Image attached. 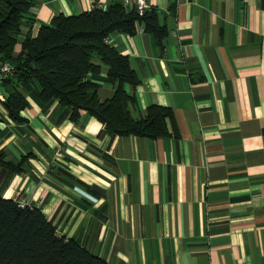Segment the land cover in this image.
Instances as JSON below:
<instances>
[{
	"label": "crops",
	"instance_id": "0c3cea01",
	"mask_svg": "<svg viewBox=\"0 0 264 264\" xmlns=\"http://www.w3.org/2000/svg\"><path fill=\"white\" fill-rule=\"evenodd\" d=\"M115 1L35 0L19 39ZM145 1L166 26L163 46L147 31L108 43L140 78L126 86L132 114L167 106L176 135L169 120L160 138L108 134L30 96L14 122L0 87V151L21 168L0 165V196L25 198L108 264H264V0ZM113 91L100 79V99Z\"/></svg>",
	"mask_w": 264,
	"mask_h": 264
},
{
	"label": "trees",
	"instance_id": "16d2710c",
	"mask_svg": "<svg viewBox=\"0 0 264 264\" xmlns=\"http://www.w3.org/2000/svg\"><path fill=\"white\" fill-rule=\"evenodd\" d=\"M35 0H0V62L13 66L12 73L0 79L3 106L14 122H23L21 111L30 106L29 98L43 104L56 100L69 108L76 120L86 112L104 124L108 134L137 135L151 139L170 135L166 121L176 135L172 109L152 104L135 117L131 107L136 98L132 89L140 82L126 55L105 41L114 31L134 33L142 25L152 32L160 47L167 35L156 7L138 14L123 0L106 8H92L78 14L53 15L34 35L19 39L24 21L34 18L30 7ZM19 44V49L16 45ZM105 75L101 76V72ZM114 87L112 95L100 99V79ZM30 96V97H29ZM0 165L11 171L19 164L4 159ZM0 264H108L72 239L56 233L52 222L36 207H18L0 196Z\"/></svg>",
	"mask_w": 264,
	"mask_h": 264
},
{
	"label": "built area",
	"instance_id": "2783aa9c",
	"mask_svg": "<svg viewBox=\"0 0 264 264\" xmlns=\"http://www.w3.org/2000/svg\"><path fill=\"white\" fill-rule=\"evenodd\" d=\"M123 4L127 8H136L138 14H143L146 10H149L152 8L150 4H148L145 0H123ZM103 8L100 3H94L91 5V8ZM158 11V9H157ZM137 31L142 32L144 31V28L142 25L137 26ZM105 41L108 42V37L105 38ZM13 66L8 62H0V79L5 78L9 76L13 71ZM17 203L18 207L24 208L29 207L33 208L34 206L30 204L25 198L18 197L14 200Z\"/></svg>",
	"mask_w": 264,
	"mask_h": 264
},
{
	"label": "rangeland",
	"instance_id": "374dc122",
	"mask_svg": "<svg viewBox=\"0 0 264 264\" xmlns=\"http://www.w3.org/2000/svg\"><path fill=\"white\" fill-rule=\"evenodd\" d=\"M17 46H18V45H16V49H17Z\"/></svg>",
	"mask_w": 264,
	"mask_h": 264
}]
</instances>
